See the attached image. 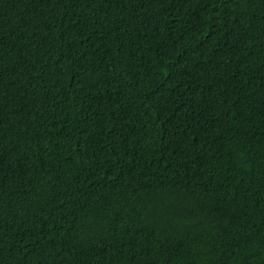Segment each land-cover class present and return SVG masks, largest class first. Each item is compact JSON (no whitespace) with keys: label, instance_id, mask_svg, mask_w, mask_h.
<instances>
[{"label":"trees","instance_id":"trees-1","mask_svg":"<svg viewBox=\"0 0 264 264\" xmlns=\"http://www.w3.org/2000/svg\"><path fill=\"white\" fill-rule=\"evenodd\" d=\"M0 264H264V0H0Z\"/></svg>","mask_w":264,"mask_h":264}]
</instances>
